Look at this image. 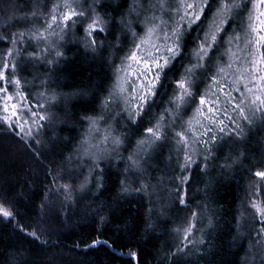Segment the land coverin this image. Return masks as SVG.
<instances>
[{
  "label": "snow or ice",
  "instance_id": "1",
  "mask_svg": "<svg viewBox=\"0 0 264 264\" xmlns=\"http://www.w3.org/2000/svg\"><path fill=\"white\" fill-rule=\"evenodd\" d=\"M249 2L253 10L264 5V0H133L127 12H119V20L108 18L105 9L109 5L103 0H55L50 6L48 0H32L26 8H13L11 15L0 23V44L4 45L0 49V130L18 137V142L30 149L34 156L44 155L46 145L42 136L48 127L49 110L55 108L61 99L52 91L51 76L60 70L59 66L66 59L64 44L69 37H75L76 31L83 30L85 51L93 58L109 63L114 70L113 84L105 90L100 111L96 115H85L80 121L87 124V129L77 146L67 156L61 152L56 157L50 172L52 183L46 188L50 195L46 199L51 195L63 197L62 208L79 205L92 196L99 199L101 189L106 185L102 163L119 156L128 141L127 135L116 132L111 121L118 124L123 120L130 129L138 131L145 119L152 116L170 74L180 65L183 71L172 81L175 87L167 104L149 120L132 152L127 157L120 156L124 172L117 196L148 195L145 233L163 226L150 222L153 217H167L177 210L187 211L189 215L174 227L180 240L174 251L165 253V264H175L196 250H200L202 258L205 236L215 228V223L213 216L204 214L206 203L191 207L188 189L191 187L192 169L208 175L210 168L218 167L220 175L224 176L236 167L248 164L247 171L252 179L249 192L252 194L247 208L254 210L252 219L256 236L264 238V200L259 195L264 189V152L254 161L247 143L254 129L264 130V28L252 25L254 17L252 12H248ZM245 12H248L249 23L247 30L241 29L244 32L241 35L232 25L235 18ZM207 13H211V18ZM261 16H264V11L259 12L255 19L264 24V20L259 19ZM203 21H209L208 27L197 32L195 46L189 53V37L196 31L193 26L198 27ZM141 23L143 36L134 30ZM200 32H203L202 37ZM154 36L158 42L151 45V52L140 55L142 47ZM241 42L244 45L240 58L243 64H238L232 81L237 86L230 88L225 95L232 111L243 123L230 115L228 107L221 106L219 100V93L224 92L230 74L228 70L233 67L231 61L235 53L232 45L236 43L239 47ZM186 59L188 63L184 64ZM127 62L145 67L135 73V79L125 78L122 82L120 73L131 68ZM29 65H39L44 69L42 75L33 76L31 89L25 87L30 82L22 75ZM222 80L225 83H221ZM213 85L218 92L209 100ZM31 90H36L35 97H32ZM232 91L239 93V98L233 96ZM126 92L130 94L126 95ZM42 99L46 103H42ZM122 104L125 107L122 108ZM193 106L195 113L203 118L198 120L203 128L198 136L192 129V120L186 122L187 127L179 123ZM48 143L55 155L56 143ZM168 143L175 147L177 169L174 171L179 174L171 178L165 174L153 177L151 165L158 162L160 151ZM130 176L134 180L130 181ZM152 179H156L155 185L151 183ZM165 185L170 186L175 195V199L169 202L174 207L169 209L162 204L157 210L152 197L160 192L159 199L163 201ZM41 206L46 205L42 203ZM94 211L98 219L97 236L90 242L83 241L84 250L105 246L120 256L124 253L117 252L118 247L128 249V257L138 264L139 253L132 250L135 241L131 236L123 245H116L115 241L107 238L100 239L104 235L103 229L112 220L104 214L102 207ZM16 215L10 207H5V203H0V217L11 220ZM169 223L172 221L168 219L163 222L164 225ZM17 228L25 231L20 225ZM120 230L126 231L127 225ZM26 235L40 240V234L35 230L27 231ZM79 246V243L74 244V247Z\"/></svg>",
  "mask_w": 264,
  "mask_h": 264
},
{
  "label": "trees",
  "instance_id": "2",
  "mask_svg": "<svg viewBox=\"0 0 264 264\" xmlns=\"http://www.w3.org/2000/svg\"><path fill=\"white\" fill-rule=\"evenodd\" d=\"M51 1L48 0L49 5ZM31 3L32 0L17 1L19 8H26ZM103 3L109 5L105 9L108 18L115 17L119 20V12H127L133 0H103ZM9 4V0H0V23L5 20L4 14ZM117 6L118 11H114ZM207 15L211 18V13ZM242 17L235 18L232 25L234 29L239 30L237 25ZM208 23L209 21H203L198 27L193 26L196 31L189 37V53L195 46L194 37L197 32L200 28L207 29ZM141 24L136 25L134 30L141 29ZM200 35L202 37L203 32H200ZM83 38V30L76 31L75 37H69L64 44L66 59L59 66L60 70L51 76L54 84L52 91L58 93L61 99L57 101L55 108L49 110L48 127L44 130L46 134L42 136L46 145L44 155L34 156L30 149H26L23 143L18 142V137L0 130V203H5V207H10L17 214L11 220L0 217V264H137V261L128 257V249L118 247L116 251L124 253L120 256L105 246L84 250L83 241L90 242L97 236L98 219L94 210L101 207L104 214L111 218L112 223L106 225L103 229L104 235L100 239L107 238L115 241L116 245H123L131 236L135 241L132 250L139 253L138 264H165V253L174 251L179 243L180 237L174 232V227L189 215L187 211L177 210L167 217H153L150 222H158L163 226L145 233L143 228L148 211V195L133 193L121 198L117 196V191L124 172V162L120 160V156L127 157L132 152L149 120L167 104L175 87L172 81L179 78L183 71L180 65H177L176 71L170 74L169 82L152 110V116L145 119L138 131L130 129L123 120L118 124L111 121L113 127L119 128V133L128 136V141L122 147L119 156L111 162L102 163L106 185L101 189L100 198L92 196L79 205H65L64 208L59 203L62 197L51 195L46 199L50 195L46 188L52 183L53 177L50 172L56 157L61 152L67 156L77 146L87 129L86 123H80L81 119L85 115H96L100 111L105 90L113 84L114 70L109 63L100 58H93L91 53L85 51ZM3 47L4 45L0 44V49ZM120 55L123 56V53ZM183 63L187 64V59ZM43 72L44 69L39 65H29L22 73L30 82L25 87L31 89L33 76L42 75ZM201 91H204L203 87ZM31 95L35 97L36 90H31ZM41 102L46 103L43 99ZM194 107L183 116L180 124L187 127L186 122L191 120ZM93 109L96 112H93ZM55 118L58 119V124L54 125ZM249 135L248 150L255 161L260 153L264 152V130L254 129ZM49 141L56 143L55 155L50 151ZM248 167V164L236 167L224 176L220 175L218 167L210 168L208 175L200 173L198 169H192L191 187L188 189L191 207L206 203L204 214L213 216L215 228L209 230L205 236L206 247L202 258L200 250H196L175 264H247L243 260L249 249L253 252L257 251L260 245L263 246L264 238L256 236L253 230L255 222L246 207L249 186L252 184ZM176 169V150L172 143H168L160 151L158 162L152 163L150 172L153 177L165 174L171 178L174 174H179L178 171H174ZM129 180H134V177L130 176ZM151 183L155 185L156 179H152ZM164 189L166 192L163 201L159 199L160 192L152 197L157 210L162 204L169 209L174 207L169 203L175 199L171 187L165 185ZM3 199L10 200L11 204H7ZM42 203L46 206L42 207ZM165 219L172 223L164 225ZM17 225L22 226L25 231L18 230ZM125 225L127 230L121 231ZM256 227L259 225L256 224ZM32 230L40 234L39 241L26 235L27 231ZM77 243L80 246L74 247ZM17 249L22 251L18 252Z\"/></svg>",
  "mask_w": 264,
  "mask_h": 264
},
{
  "label": "rangeland",
  "instance_id": "3",
  "mask_svg": "<svg viewBox=\"0 0 264 264\" xmlns=\"http://www.w3.org/2000/svg\"><path fill=\"white\" fill-rule=\"evenodd\" d=\"M17 1L18 0H9V3L10 4L8 5L7 10H5L4 19H6L8 16L11 15L13 8H17V7L19 8V5L17 4ZM41 2H44V0H41ZM54 2H55V0H52L51 1V3H54ZM173 2H178V0H173ZM190 2H191V0H190ZM261 11H264V5L259 6V8L257 10H253L252 4L250 2L248 3V12H252L253 17H254V19L251 21L252 25L253 26H256V27L264 28V24H259L257 22V20L255 19V17L258 16V13L261 12ZM248 12L243 17L241 16L242 18H241V21L239 23V25H241V28H238L239 30H237L238 32H240L241 35L244 34V32L241 29L247 30V25L249 23V21H248ZM17 14H19V13H17ZM156 14L157 15H161V13H159V12H157ZM166 19H167V17H166ZM259 19L260 20H264V16L259 17ZM140 28L141 29L135 30V31H137L141 36H143L144 35L143 24H141ZM53 39H54V37H53ZM157 42L158 41L156 40V37L154 36L152 38L151 42L146 43L142 47V49L140 51V55L143 56V55L149 54L151 52V45L153 43H157ZM129 47H130V45H129ZM243 48H244V45H243L242 42L239 44V47H237V44L236 43H234L232 45V51L235 53V56L232 57V61H231L232 64H233V67H232V69H229L228 70V72L230 74L227 76V83H226L224 92L219 93V100H220L221 106L228 107L230 115L236 117L237 121L240 122V123H243V121H240L238 114L236 112L232 111L231 104L228 103V99H227V96L225 95V93H227L230 88H235L237 86V85L233 84L232 81L234 80V77L236 75V69H237L238 64H243V61L240 59L241 56L243 55V53L241 51ZM145 50H147V51H145ZM125 51H127V48L125 49ZM123 55H124V53H123ZM224 60L227 61L228 60V57L225 56L224 57ZM127 63L128 64H131V68H126V71L125 72L120 73L121 81L122 82L124 81L125 78L126 79H129V80L135 79V73L138 72L143 67H145L144 65H139L138 66V65L135 64V62H127ZM244 66L246 67V65H244ZM221 83H225V81L222 80ZM241 87H242V84H241ZM217 92H218V89L216 88V86H214V85L211 86V92H209V94H208L209 100H211L213 98V94L214 93H217ZM128 94H130V93H127L126 92V95H128ZM232 95L233 96H236L237 98H239V93H237L235 91H232ZM121 107L123 108V107H125V105L122 104ZM193 111H194V114L193 115L191 114V117L192 118L190 117L191 120H192V129L196 133V135L198 136L203 131V128H201L200 124L198 123V120H201L203 118L200 117V116H198L195 113V107H194V110ZM227 122L228 121L225 120V123H227ZM205 123H207V122L205 121ZM53 124L54 125L55 124H58V119L57 118H55V121L53 122ZM25 127H27V125H25ZM102 127H103V125H102ZM113 128L116 130L117 133L120 132L119 128H115V127H113ZM93 143H96V141L93 140ZM107 147H110V145H107ZM195 147H196V145L193 144V148H195ZM59 182H65V181H59ZM252 191L254 192L255 189H253ZM251 194L252 193L248 191V195H247L248 197H247V200H246V207H247L248 199L251 196ZM259 195H260L261 199L264 200V190L263 189L260 190ZM4 201L7 204H11V201L10 200H4ZM62 201H63V197L61 198V200H59L60 205L62 204ZM247 211H249L251 213V215L254 212V210L253 209H250V208H247ZM255 244L258 245L257 243H255ZM262 245L263 246L261 247V245H260V248L257 250L258 252L255 251V250L252 252L249 249L248 254L245 257V259L243 260V262H245V263L247 262V264H264V242H263ZM260 253H263V255L260 256L259 255Z\"/></svg>",
  "mask_w": 264,
  "mask_h": 264
}]
</instances>
